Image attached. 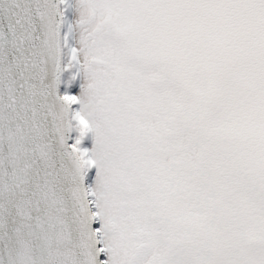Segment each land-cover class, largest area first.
<instances>
[{
  "label": "snow or ice",
  "instance_id": "6c2138e0",
  "mask_svg": "<svg viewBox=\"0 0 264 264\" xmlns=\"http://www.w3.org/2000/svg\"><path fill=\"white\" fill-rule=\"evenodd\" d=\"M0 264H264V0H0Z\"/></svg>",
  "mask_w": 264,
  "mask_h": 264
}]
</instances>
